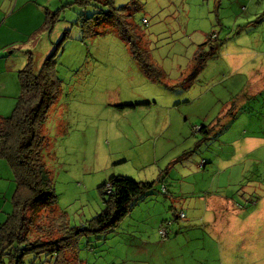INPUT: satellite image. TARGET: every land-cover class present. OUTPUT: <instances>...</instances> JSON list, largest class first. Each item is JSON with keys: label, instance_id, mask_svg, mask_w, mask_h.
Segmentation results:
<instances>
[{"label": "rangeland", "instance_id": "374dc122", "mask_svg": "<svg viewBox=\"0 0 264 264\" xmlns=\"http://www.w3.org/2000/svg\"><path fill=\"white\" fill-rule=\"evenodd\" d=\"M40 1L56 18L31 40L37 68L68 30L37 145L57 195L45 214L80 227L111 176L154 184L116 226L81 234L68 264H264V0H113L147 70L108 21L84 35L101 0Z\"/></svg>", "mask_w": 264, "mask_h": 264}, {"label": "trees", "instance_id": "16d2710c", "mask_svg": "<svg viewBox=\"0 0 264 264\" xmlns=\"http://www.w3.org/2000/svg\"><path fill=\"white\" fill-rule=\"evenodd\" d=\"M75 1L91 4V0ZM101 4L103 8L96 10L94 5L95 10L83 19L86 24L91 23V27L84 26V35L93 33L94 26L108 21L127 43L140 67L147 70L146 55L139 47L141 36L136 24L128 19L125 6L115 7L113 0H101ZM55 18L45 8L38 33L51 31ZM37 34H33L31 40ZM67 35L68 30H65L56 47L44 57L38 68L33 53L29 49L26 51L27 61L17 76L20 86L17 101L9 116H0V159L9 166L14 182L12 208L0 224V264H25L23 256L29 253L36 257L40 254L50 257H46L48 264H68L66 249H71L81 234H99L116 226L129 214L132 201L154 186L150 182L135 181L122 175L111 176L101 184L103 209L80 227H69L64 215L50 218L45 214L46 209L56 203L57 195L39 163L37 145L40 125L60 89L56 56ZM30 209L33 210L31 214L28 213ZM45 217L48 223L42 220ZM4 256L8 263L4 261Z\"/></svg>", "mask_w": 264, "mask_h": 264}, {"label": "crops", "instance_id": "0c3cea01", "mask_svg": "<svg viewBox=\"0 0 264 264\" xmlns=\"http://www.w3.org/2000/svg\"><path fill=\"white\" fill-rule=\"evenodd\" d=\"M45 5L40 0H0V116H9L17 101L18 71L26 62L20 53L34 45L31 39L43 23ZM3 161L0 159V224L11 211L14 190L11 170Z\"/></svg>", "mask_w": 264, "mask_h": 264}, {"label": "built area", "instance_id": "2783aa9c", "mask_svg": "<svg viewBox=\"0 0 264 264\" xmlns=\"http://www.w3.org/2000/svg\"><path fill=\"white\" fill-rule=\"evenodd\" d=\"M107 188H110V185H107ZM180 216H183V213H181ZM164 233L162 231H160V234H161L162 237H164Z\"/></svg>", "mask_w": 264, "mask_h": 264}]
</instances>
